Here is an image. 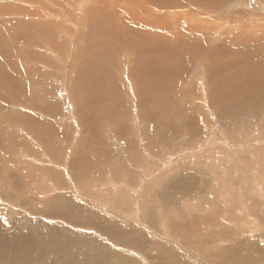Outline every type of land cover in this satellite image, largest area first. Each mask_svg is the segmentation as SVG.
<instances>
[{
	"label": "rangeland",
	"instance_id": "374dc122",
	"mask_svg": "<svg viewBox=\"0 0 264 264\" xmlns=\"http://www.w3.org/2000/svg\"><path fill=\"white\" fill-rule=\"evenodd\" d=\"M135 1L142 12L131 16L119 13L118 34L111 33L105 25L94 27L99 22L92 18L95 13L83 19L82 11L76 7L78 0H35L36 10L26 7L28 12L40 15L29 27V32L36 33L33 46L25 43L21 48L24 63L19 81L1 89L0 98V169H8L6 179L10 189L14 187L12 193L23 194L19 205L0 200L10 210L7 217L16 218L21 227L30 226L35 235L43 238L47 233L48 239L58 242L59 230L72 220L82 223L81 228L72 229L73 242L93 240L102 246L98 253L91 249L87 253L84 250L85 256L79 253L77 259L83 258L89 264L94 263L96 254L106 264H223L216 256V242L220 240L210 242L215 233L216 238H223L218 246L223 247L221 250L238 246L251 251V264H264L258 252L264 247V228L249 213L256 203L264 201L255 172L262 165L264 170V94L250 93L252 102L246 96L234 102L230 99H235L239 90L234 95L231 89L225 90L224 83L220 88V80L206 74L209 62L210 66H218L224 60L221 67L226 66L225 72L242 75L241 80L234 79L236 83L255 79L256 74L251 72L246 77L247 68L254 66L247 57L246 61L241 59V51L238 55L227 49L234 57L224 53L227 57L222 58L213 51L223 49L226 43L241 47L232 41L234 35H249L245 48L264 44V0H226V5L217 13L212 11L211 16L203 2ZM147 4L154 9L161 5L157 12L149 13ZM200 10L199 21L205 28H195V36L205 41V53L211 52L212 56L201 53L203 59L208 58L206 66L201 64L196 50L197 59L186 67L178 62L170 67L172 73L178 74L174 82H168L171 75L162 74L165 83L153 84L145 95L142 77L137 80L132 74L137 72L131 64L136 60L133 49L143 51L140 64L153 69L155 66L149 63L154 55L149 44L154 38H144L145 32H167L161 34L175 38L191 26L179 13ZM248 14H255L257 19L244 16ZM207 23L217 30L210 31ZM39 24L46 26L43 29ZM44 38H50V43ZM93 39L99 40L98 45ZM99 44H108L110 48H102V52L112 60L105 70H98L120 71L117 81L125 91L124 100L121 96L118 101L100 98L98 89H105L106 80L93 87L92 81L80 78L94 71ZM245 48H240L243 53ZM173 50L177 52L175 47ZM256 60L254 57L251 62ZM219 95L225 103L219 102ZM3 178L0 180H6ZM49 194L72 197L61 202L62 210H67L66 220L52 218L56 211L48 217L32 214V209L44 208ZM118 228L130 231L122 234L127 237L121 244L111 235ZM225 234L228 241H224ZM70 251L76 253L75 248ZM47 256L51 257V253ZM56 263L60 261L47 264Z\"/></svg>",
	"mask_w": 264,
	"mask_h": 264
},
{
	"label": "bare ground",
	"instance_id": "6f19581e",
	"mask_svg": "<svg viewBox=\"0 0 264 264\" xmlns=\"http://www.w3.org/2000/svg\"><path fill=\"white\" fill-rule=\"evenodd\" d=\"M22 1L23 0H0V98H1V94H2L1 89H4L6 87V85H8V83H10V82H16L17 81V83H18V81H19L20 75L22 73V67L21 66H23V63H24L23 58H22L21 53H20V50L25 43H28L30 45L32 43V41H34V37H35L36 33L34 31L29 32V27L31 25H35V21L38 20L37 18L40 17L39 13L28 12L26 10V7L34 8V10H36V7L38 6V4L35 2V0H28L27 2H24L23 4L20 3ZM109 1L112 4L109 3ZM139 1H138V3H139ZM143 1H147V0H143ZM225 1L226 0H220V7L218 9L217 8L218 0H191V2L193 4L203 2L205 4V7L208 10L207 14L210 16H211L212 11L216 12V11L222 9L226 5ZM90 4H91V6L88 7ZM137 5H136L135 0H129L128 4L125 2V0H104V1H102V0H78L76 7H78V9L82 11L81 16L85 20L92 13H95L92 16V18L96 21H99V22H97L94 27H96L98 25H100V26L105 25V26H107L108 30L111 33L116 32V34H118V31L120 30V27H121V25L119 24V19H118L119 13H128L131 16V15H135L137 13L142 12L140 10V7H136ZM160 5H157V7H160ZM162 5H164V3ZM166 6H167V4H166ZM148 7H149L148 8L149 13L157 12L156 6H155L156 7L155 9L153 8L154 7L153 5H148ZM80 8H83V9H80ZM61 9L63 12V16H65L66 15L65 9H63V8H61ZM71 11H73V10H71ZM148 11H144V13H148ZM46 13H48V12H46ZM179 14L183 15L191 23V26L187 30L180 31L179 35L177 37L167 38V35L161 34V33L166 34L167 32H156V31H146L145 32L144 38H147V39L154 38L152 43L149 44L150 50H151L152 54L154 55L153 58L151 59V60H153V62L152 63L147 62V63L155 66L153 69L148 70L144 65L140 64V60L144 57L145 53L143 51H141L139 48L133 49L134 50V57L136 60L131 61V64L134 68L137 69V72H136V70H134L132 72V74H133L134 78L137 80H139L142 77L143 85L145 86L144 87L145 95L148 94V88H152L153 84H155V83L163 84V82L165 83L166 78H164V80H163V76H161L162 74H165L166 76L171 75L172 78L168 82H174L176 80L177 72L175 71L174 73H172L171 72L172 69L170 67L173 66L174 64H176L177 62L179 65L186 67L193 59H197L195 57L196 50H198V54L196 53L199 56L198 59H200L201 64H204L205 66H206L205 59H208V58L205 55H203L204 57H206L205 59H203L201 53L212 56L210 51H207V53H205V51H204L205 41H203L200 38H197L195 36V35H197L195 33V28H198V29H204L205 28V25L202 23V21H199V16L201 14V10L198 12H196V11H192V12L183 11ZM179 14H175V15L171 14L170 16H177ZM213 14H215V13H213ZM49 16H50V14H49ZM69 16H71V15H69ZM220 16H215V18H220ZM244 16L246 18L249 17L251 20L255 19V14H248V15H244ZM55 17H58V16L55 15ZM99 17H101V18H99ZM24 18H27V19L24 20ZM97 19H99V20H97ZM124 19H126V18H124ZM51 20H52V18H51ZM126 20H128V19H126ZM24 21H26V22H24ZM128 21L130 22V20H128ZM38 26L44 29L46 24L44 26L39 24ZM207 26H208V29L212 32L214 30H217L212 23H207ZM219 26L221 27V25H218L217 27H219ZM57 27H58V25H57ZM227 27H229V26H227ZM24 28L26 29L25 33H24ZM159 29H163V27H160ZM224 29H227V28H224ZM104 30L105 29H101L100 31L102 32ZM227 31H225V32H227ZM67 32H68V30H67ZM91 33L93 35L94 32H91ZM205 33L208 34L207 31H205ZM36 36H39V35H36ZM101 37H102L101 35H98V39H101ZM248 37H249V35H234L232 37V41L235 44L242 45L241 47H235V45H233V44L226 43V45L223 49L218 48L217 51H213V53L214 54L219 53L220 55L222 54V56H221V58H222V57H227L226 55H224V53H227V54L229 53L228 55H230V53L231 52L233 53V50H234L235 54L239 55V52L241 51L240 55H239L241 57V59L242 58L244 59L245 57H247L248 61H249L248 63L250 65L252 63V65L254 66L252 68H250V67L247 68L249 70L247 71V74L245 73L246 77L250 72L255 73L256 77L254 80H251L248 82L242 81L241 83H236V81L241 80V77L239 78V76H242V75L239 74V76H233L234 72H232V73L225 72L224 67H226V66L221 67V64L224 62V60H222V59H221L222 61L218 64V66H210L211 62H209L207 64L208 69H207L206 74H207L208 78H210V79L216 78L217 81L220 80L219 84L222 85L224 83L226 85L225 90L229 91L231 89L230 92L232 91V94H234L235 91L239 90L236 95L234 94L236 96L235 99L229 98L230 100H233L234 102L241 101L242 98L245 96L249 99V101L252 102L251 94L254 93L253 96L264 94V69L261 68L264 66V44H260V45H256V46H250L248 48H245V44L247 43ZM93 38H94V36H93ZM49 39L50 38H44L45 42H49L51 40V39L50 40ZM167 39H168V41H167ZM36 40H37V38H36ZM96 41L97 42H95V40H94V43H95L94 45H98L97 43L99 40H96ZM47 47H49V46H47ZM173 47H175L177 49V52H175L173 50ZM99 48H100V51L99 52L97 51L98 56H97V58L95 57L98 63L93 61L94 63H96V67H94L95 68L94 71L92 73H90L89 76L86 75L85 73H83V75H80V78H81V80L85 78V79L92 81L91 83H92L93 87H94V85L97 86L99 83H101V81L106 80V82H107V86H105L106 90L102 87L98 89L100 98L102 96V98H104V100L116 99V101H118L119 98H121V97L123 99V97H126V94H125V91L122 87H118L119 81H117V78L121 75L120 71H117L114 68H111L107 72H102V71L98 70V68H103L105 70V68L108 66L106 64H108L112 60V58L110 56H108L102 52V48L108 49L110 47L108 46V44H105L103 46L99 44ZM240 48H243V50L245 48V52L243 53V50H241ZM55 49H57V48H55ZM227 49L230 50L231 52L225 51ZM237 49H240V50H237ZM51 50H52V48H51ZM223 50L225 52H223ZM220 52H223V53H220ZM92 53H94V52H92ZM232 53H231V56L234 55ZM28 55H29V53H28ZM232 57H234V56H232ZM232 57H231V59H232ZM254 57H256L257 60L254 62H251V59ZM57 58H58V56H57ZM54 59H56V58H54ZM83 59H85V58H83ZM28 62L29 61H27V63ZM93 62L91 64H93ZM76 66H77V64H76ZM84 66H86V63H83V67ZM86 67H88V66H86ZM166 68H170V69L166 70ZM84 71H86V70H84ZM181 71H183V70H181ZM239 71H240V69H239ZM82 72H83V69H82ZM72 73H74V72H72ZM244 77H245V75H244ZM177 79H178V77H177ZM234 79H236V81H234ZM83 84L85 85L86 82ZM223 86L224 85L219 86V87L223 88ZM117 88H118V90H117ZM112 90H114V92H111ZM118 93L120 95H118ZM127 93H128V91H127ZM223 93L225 94V96H227V94L224 91H223ZM93 94L96 95L97 92H96V94H95V92ZM82 95H84V93ZM86 97H89V95L88 96L86 95ZM77 98L78 97H76V99ZM88 100L90 102V98H88ZM88 100H86V101H88ZM224 100L225 99L219 95V102L222 103V102H224ZM2 168L3 167H1V169ZM1 169H0V177L4 176L3 179H6L8 177V174H9V173H7L8 169L6 168L7 171L5 169H4L5 171L2 169L4 171V173L2 172L3 174H1V171H2ZM241 170H238V171H240V174L242 172ZM255 172L258 175L257 181H258V185L260 186V187L258 186V189H261V191H259V193L264 196V188H263L264 187V170H263V165L261 166V168L258 171H255ZM46 183L48 186V182H46ZM84 183L85 182H83L82 184H84ZM30 184H31V181H30ZM29 188L32 189V186H30ZM11 189H14V187H11ZM11 189L9 186V181H7V179L6 180H0V200H3L10 205L11 204H15V205L21 204L23 194L22 195L17 194V196H16L12 193ZM243 192H246L247 194H249L251 191L247 192V191L243 190ZM252 192H254V190ZM69 197H67L66 195L52 196L51 194H49L47 199L44 200V202H43L45 204L44 208L43 209H39L37 207H36V209L31 208L32 212H34V213L31 212V213L32 214H43V215L47 214L46 217H48V214H50L51 211H56L55 214L52 216V218H56V219L62 218L64 220H66L65 218L68 217V216H66L67 210H62L64 205L61 202L65 201V200H69ZM227 197H228V195L226 194L225 198L227 199ZM70 198H72V197H70ZM74 200H73V202H74ZM30 203L31 202L29 201V204ZM245 204L246 203L243 201L242 205H244V207L246 206ZM256 204L257 205L255 206V208L252 209L251 211H249V213H252V216L255 217L256 222L264 228V201H262V199H261V201L256 203ZM30 206H31V204H30ZM9 211L10 210L8 208L4 207V202L0 201V264H34V263L47 264L49 261H53V260L57 261V262L60 261V264H89L86 260L84 262V259L82 257H81L82 258L81 261L77 259V257L80 256L79 253H82L84 255V250H86V253H87V251H89V249L94 250L97 253L100 251L98 249V247L101 246V244H100V246H98L99 241H98V243L94 242L93 240H92V242L86 241L84 244H75L73 242L74 234L72 233V229L76 230L77 228H81V224H82L78 221L72 220L73 222H71V223H73L74 226L70 223V224H67L66 228L59 230L61 240L58 242L54 238L48 239L50 237L47 236V233L45 234L46 236H44L43 238L38 236V235H35V233H33L34 231H32L30 226L29 227H24V226L21 227V225L19 226L16 218L15 219L14 218L9 219L7 217V214L9 213ZM235 211H237V210H235ZM15 213H16V211H15ZM243 213H245V210ZM77 214H78V212H77ZM79 214L81 215V213H79ZM9 216H10V214H9ZM17 218H18V216H17ZM68 220H69V218H68ZM63 226H64V224H63ZM82 228H83V226H82ZM84 229H86V227ZM102 231L100 230V232H102ZM129 232L130 231L128 228L115 229L114 232L111 234L113 236L112 240L113 239H116L115 241L120 240V243L118 241L117 242L119 244H121V241H124L126 239L125 237H127L126 235L124 236L122 234L126 233L128 235ZM82 234H83V232H82ZM215 235H216V233L213 235L210 242L213 243V242H216V240H218V239L220 240L218 243L216 242V246H217V248H219V251H218L216 256L222 259L221 261L224 262L223 264H251L252 258H251V256L248 255V252L251 253V251H248L245 249H240L238 246H227L226 250H221V249H223V247L220 248L218 246H220L219 243H222L223 238H221L222 236L216 238ZM223 236H225L224 241H228L227 240L228 239L227 234H225ZM86 237H85V239L88 238V237L87 238ZM89 237H92V236H89ZM93 239H94V237H93ZM128 239H129V236H128ZM131 241H129V243ZM62 242H64V243L62 244ZM133 245H134V243H133ZM136 246H133L132 248H134ZM221 246H222V244H221ZM73 248L76 249V253L70 251ZM101 248H102V246H101ZM104 249H102V250H104ZM258 252H259L260 257H264V247L259 248ZM48 253H51V257L47 256ZM139 254H141V253H139ZM171 256H173V255L171 254ZM94 257H95V261L93 264H106V263L101 262V258L98 257L97 254L94 255ZM121 260L123 261V259H121ZM126 264H128V263H126Z\"/></svg>",
	"mask_w": 264,
	"mask_h": 264
}]
</instances>
